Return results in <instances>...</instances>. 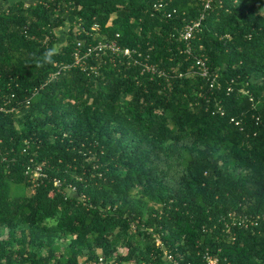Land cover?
<instances>
[{
    "label": "trees",
    "instance_id": "16d2710c",
    "mask_svg": "<svg viewBox=\"0 0 264 264\" xmlns=\"http://www.w3.org/2000/svg\"><path fill=\"white\" fill-rule=\"evenodd\" d=\"M201 9V0L0 8V106L16 107L0 111V264L100 254L170 264L154 233L183 261L201 262L209 247L222 264H264V0H214L195 36L180 38L175 28ZM96 23L168 77L118 56H103L97 74L75 64ZM53 45L54 63L38 67ZM202 55L214 87L196 72ZM37 166L45 175L34 180ZM231 212L249 217L233 225L234 240L219 222L233 224Z\"/></svg>",
    "mask_w": 264,
    "mask_h": 264
},
{
    "label": "built area",
    "instance_id": "2783aa9c",
    "mask_svg": "<svg viewBox=\"0 0 264 264\" xmlns=\"http://www.w3.org/2000/svg\"><path fill=\"white\" fill-rule=\"evenodd\" d=\"M214 0H201L202 9L200 12V16L198 19L192 20L187 23L183 28L176 27L175 30L179 34L180 38L190 40L195 36L197 30H199L202 26V21L206 19L210 10L213 9ZM164 6V2H158L154 5L155 10L161 9ZM176 10H174L175 12ZM93 32L89 37L88 43L84 44L81 41H78L75 47V64L82 66L84 69H90L95 74L98 73L97 67L101 63V58L103 56H118L122 58H126L130 62L133 60L135 64L139 65L142 69V73H149L152 77H168V73L158 67L156 64H152L150 62V53H144L139 51V48H132L130 46L123 45L119 42L120 34H116V37H108L106 34L102 33L100 30L99 24H94L91 27ZM98 37H101L99 40ZM190 50V49H189ZM188 50V51H189ZM93 56L97 57V60H100L98 65L90 63L92 62L91 58ZM105 61V60H104ZM208 58L207 56H200L197 58V73L200 76L206 77L211 81L210 86L214 87L217 84V76H211L209 67H208ZM16 107H9L6 109L5 106H0V111L12 112L15 111ZM222 113H224V109H220ZM233 120V119H232ZM239 121H236L238 124ZM1 156V150H0ZM30 167H28L27 173L30 172ZM45 175L42 172V168L37 166L33 173V179H37ZM55 184H59L58 181ZM73 189V188H72ZM228 217L232 219L233 224L228 222L227 218L223 217L222 226V235L226 236V239L234 240L236 238V232L234 231L235 223H243L246 224V219H249L246 215H237L235 212L229 213ZM251 224H256V221L251 220ZM134 228V224L132 225ZM155 243L157 245L159 254L166 260L167 263L170 264H222L221 259L217 254L211 252L209 247H206L203 251H198V255L201 257V262L197 263L192 260L183 261L178 256H176L175 252L168 246L167 242L162 238L159 233H154ZM157 254H153L152 257L155 258ZM79 264H132L129 261H122L121 263L113 258H105L102 254H100L96 259L88 260V257H82L79 259ZM142 264H146L143 262Z\"/></svg>",
    "mask_w": 264,
    "mask_h": 264
},
{
    "label": "clouds",
    "instance_id": "9594fccd",
    "mask_svg": "<svg viewBox=\"0 0 264 264\" xmlns=\"http://www.w3.org/2000/svg\"><path fill=\"white\" fill-rule=\"evenodd\" d=\"M59 52V49L53 45L50 48L45 49V51L42 53V55L37 60V66L42 67L45 64H52L54 63V56L57 55Z\"/></svg>",
    "mask_w": 264,
    "mask_h": 264
},
{
    "label": "rangeland",
    "instance_id": "374dc122",
    "mask_svg": "<svg viewBox=\"0 0 264 264\" xmlns=\"http://www.w3.org/2000/svg\"><path fill=\"white\" fill-rule=\"evenodd\" d=\"M6 1L7 0H0V8L3 7V6H5V7L8 6V1L7 2ZM112 17H114V15ZM58 33H59V36H60V42L64 41L65 40V36H66L65 29L64 30H59ZM71 194H75V192H73L71 190ZM120 252L124 254L126 252V250L121 247L120 248Z\"/></svg>",
    "mask_w": 264,
    "mask_h": 264
},
{
    "label": "crops",
    "instance_id": "0c3cea01",
    "mask_svg": "<svg viewBox=\"0 0 264 264\" xmlns=\"http://www.w3.org/2000/svg\"><path fill=\"white\" fill-rule=\"evenodd\" d=\"M8 1V5L9 4H11L12 2H14V1H16V0H7ZM6 1V2H7ZM23 1H26V2H28V3H30V2H32V1H35V0H23ZM2 5V4H1ZM3 7H5V6H3ZM7 7V6H6Z\"/></svg>",
    "mask_w": 264,
    "mask_h": 264
}]
</instances>
